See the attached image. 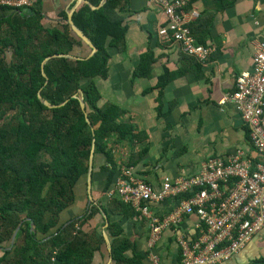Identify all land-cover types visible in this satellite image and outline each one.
<instances>
[{
    "label": "trees",
    "instance_id": "1",
    "mask_svg": "<svg viewBox=\"0 0 264 264\" xmlns=\"http://www.w3.org/2000/svg\"><path fill=\"white\" fill-rule=\"evenodd\" d=\"M88 1L95 7L101 2ZM196 1L190 0L188 6ZM128 2L106 0L99 9L81 3L75 9V25L97 48L88 59H81L83 53L76 50L83 43L66 14L54 26L37 7L30 12L0 6V264H94L105 246L102 213L109 222L105 232L112 246V264H142L147 257L123 227L140 216L118 196L108 198L122 171L113 145L124 141L140 145L146 134L124 119V108L101 102L97 84V79L108 78L110 48L127 51L128 25L121 13ZM215 2L218 8H225L235 0ZM211 24V17H201L190 25L199 44L206 45ZM166 25L165 20L162 27ZM57 54L74 58L52 57ZM180 58L201 68L197 59L182 51ZM154 60L152 52L143 55L134 77L150 78ZM178 76V72L165 71L159 78L160 97L162 89ZM40 92L56 107L47 106ZM81 97L86 113L81 109ZM162 106L157 107L159 115ZM94 139L95 157L105 158L100 170L105 180L101 200L95 199L92 190L95 204L88 207L87 197L84 214L70 219L66 213L79 204L76 191L83 182L87 195ZM147 153V147L131 148L123 161L127 167H136ZM94 178L93 171V185Z\"/></svg>",
    "mask_w": 264,
    "mask_h": 264
},
{
    "label": "crops",
    "instance_id": "2",
    "mask_svg": "<svg viewBox=\"0 0 264 264\" xmlns=\"http://www.w3.org/2000/svg\"><path fill=\"white\" fill-rule=\"evenodd\" d=\"M75 4L76 0H41L34 7L42 11L49 24L59 26L62 15L68 16ZM186 11L198 12V19L212 18V27L206 30L205 37L206 45L214 46L215 51L200 69L194 63L181 61L179 46L159 36L158 31L166 19L157 5L149 0H129L121 13L128 25L127 51L119 53L110 48L108 78L97 79L101 102H112L124 108L127 112L124 119L146 134L140 145L131 146L127 141L113 145L117 159L122 162L121 170L126 164L124 154L131 148L147 147L148 153L134 167V173L137 178L151 183L155 190L161 189L165 176L195 175L208 158H226L238 149L245 152L254 167L264 163L234 105H219L226 94L234 91L237 77L254 69L255 56L264 42V0H235L225 8H218L215 0H198L187 6ZM76 50L86 55L90 49L83 46ZM147 52H152L155 58L151 77L135 78L134 71ZM167 69L170 73L178 72L179 76L162 89L160 97L159 78ZM159 103L163 105L160 115ZM104 162L102 155L94 158L95 196L100 195L104 187V176L100 172ZM175 205L176 201H168L156 211L165 214ZM79 206L68 210L66 216L78 217ZM196 222L195 216L187 217L180 230L185 236H196ZM123 227L126 235L136 241L138 251L147 255L142 264H151L147 223L135 219L127 221ZM153 253L161 264H181L176 237L170 231L163 234ZM108 255L105 244L102 253L96 254L94 264H107ZM263 261L264 230H261L228 264H264Z\"/></svg>",
    "mask_w": 264,
    "mask_h": 264
},
{
    "label": "built area",
    "instance_id": "3",
    "mask_svg": "<svg viewBox=\"0 0 264 264\" xmlns=\"http://www.w3.org/2000/svg\"><path fill=\"white\" fill-rule=\"evenodd\" d=\"M39 1L0 0V6L28 11ZM149 2L160 8L167 21L158 31L160 37L175 43L201 64L209 61L215 48L197 42L189 24L200 16L196 11H186L190 0ZM254 62L253 71L237 77L234 91L226 94L219 105H234L250 130L254 148L264 158V42ZM115 196L147 223L151 264H161L153 251L168 231L176 237L181 264H228L264 230V163L254 167L241 149L226 158H208L195 175L163 177L160 190L137 178L134 167L125 165L108 194L109 199ZM172 200L177 204L171 210L165 214L156 211ZM191 216L197 218V237L185 236L180 230Z\"/></svg>",
    "mask_w": 264,
    "mask_h": 264
},
{
    "label": "water",
    "instance_id": "4",
    "mask_svg": "<svg viewBox=\"0 0 264 264\" xmlns=\"http://www.w3.org/2000/svg\"><path fill=\"white\" fill-rule=\"evenodd\" d=\"M105 2H106V0H101L100 5L98 7H95L88 0H76L75 7L71 10V12L68 15V22H69L73 32L82 40L83 46L88 47L90 49L89 53L84 55L83 58H81V59H88V58L92 57L97 52V48L87 38V36H85V34L75 25V23L73 21V13H74L76 7L79 6L81 3L89 4L92 9H99L105 4ZM52 57L74 58V56H71V55H68V54H57V55H54ZM52 57H49V58H47L45 60L44 66ZM77 59H80V58H77ZM44 66H43V74L48 80V75L45 72ZM80 92H81V90H80ZM39 97L50 108L56 107L54 105H51L49 101L45 100L41 92L39 94ZM73 97L74 98H78V94H75ZM67 102L68 101H65L61 106H64ZM80 104H81L82 111L84 113H86V104H85V101H84L83 97L80 98ZM86 121L88 122L89 125H91V122H90L87 114H86ZM95 141L96 140L94 139L93 140L91 154H90V158H89V171H88L87 180H86L88 207H91L92 205L95 204V201L93 199V191H92L93 190L94 157H95ZM102 215H103V218L105 219V222H106L105 228H104V230H106L109 227V222L107 220L106 215L104 213H102ZM32 226H33V224H32ZM18 231H19V229L13 235V238H12V241H11V249L14 247V243H15V239H16ZM103 238H104L105 244L107 246V251H108V254H109V261H108L107 264H112V246H111V242H110L109 237H108L106 232L103 233Z\"/></svg>",
    "mask_w": 264,
    "mask_h": 264
},
{
    "label": "rangeland",
    "instance_id": "5",
    "mask_svg": "<svg viewBox=\"0 0 264 264\" xmlns=\"http://www.w3.org/2000/svg\"><path fill=\"white\" fill-rule=\"evenodd\" d=\"M85 188H86L85 183L83 182L80 186H78L77 191H76L77 201L80 204V206H79L80 208H78V210H76L78 213L77 215L75 214L76 216L83 215L84 211H85L84 207L86 206V201H87V195H86V189ZM94 197L96 200L100 199V195L96 194V196H94ZM99 222H101L100 219H99Z\"/></svg>",
    "mask_w": 264,
    "mask_h": 264
}]
</instances>
